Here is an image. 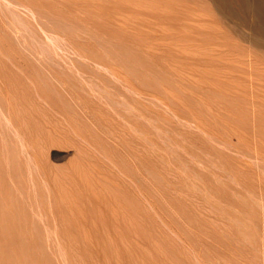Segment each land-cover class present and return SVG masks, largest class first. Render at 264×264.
Wrapping results in <instances>:
<instances>
[{
  "label": "rangeland",
  "instance_id": "1",
  "mask_svg": "<svg viewBox=\"0 0 264 264\" xmlns=\"http://www.w3.org/2000/svg\"><path fill=\"white\" fill-rule=\"evenodd\" d=\"M255 2L0 0V264H264Z\"/></svg>",
  "mask_w": 264,
  "mask_h": 264
},
{
  "label": "bare ground",
  "instance_id": "2",
  "mask_svg": "<svg viewBox=\"0 0 264 264\" xmlns=\"http://www.w3.org/2000/svg\"><path fill=\"white\" fill-rule=\"evenodd\" d=\"M237 1V0H236ZM226 11V10H225ZM255 13L258 17H261L264 19V0H256L255 2ZM259 40V39H258ZM42 143V142H41ZM12 145V144H11ZM23 163V162H22ZM8 165V164H7ZM29 169L31 167H28ZM40 169L44 170L43 167H41ZM9 171V170H8ZM7 171V172H8ZM39 172V171H38ZM36 174V173H35ZM11 177V176H10ZM47 177V175H46ZM12 178V177H11ZM22 179V178H21ZM32 179V178H31ZM30 182V180H29ZM54 183V182H53ZM22 184V183H21ZM43 184V183H42ZM45 188V187H44ZM30 189V188H29ZM34 193V192H33ZM29 194V193H28ZM37 197V196H36Z\"/></svg>",
  "mask_w": 264,
  "mask_h": 264
}]
</instances>
